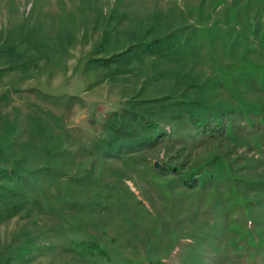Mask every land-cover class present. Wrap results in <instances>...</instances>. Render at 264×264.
Here are the masks:
<instances>
[{"label":"rangeland","instance_id":"1","mask_svg":"<svg viewBox=\"0 0 264 264\" xmlns=\"http://www.w3.org/2000/svg\"><path fill=\"white\" fill-rule=\"evenodd\" d=\"M0 169V264H264V0H0Z\"/></svg>","mask_w":264,"mask_h":264},{"label":"trees","instance_id":"2","mask_svg":"<svg viewBox=\"0 0 264 264\" xmlns=\"http://www.w3.org/2000/svg\"><path fill=\"white\" fill-rule=\"evenodd\" d=\"M134 122V120H133ZM142 124V123H141ZM130 123L127 124L124 128V130H122V132H118L117 129L120 127V125H112L113 127H115L112 130V134L113 136L111 137V139L109 140V142L106 144L105 148V152H112V151H123L122 148H127L128 143L123 142L120 138V136L123 135V137L125 139H130L133 137V134L131 132V129H129ZM141 127L147 129V125H141ZM117 136V138L115 139V137ZM119 137V138H118ZM115 139V141H114ZM120 139L119 141H116ZM108 140V139H107ZM145 140V139H144ZM143 141L141 143L136 142L135 144H144ZM148 143V142H146ZM33 175V174H31ZM192 176H196V175H192ZM26 175H24L21 171H17V170H4V169H0V181L2 183H0V190L3 191L1 198L4 199H17V200H23V192L21 190V188L19 187H23V188H28L27 186H29V182L27 180V182H25L26 180ZM33 179V178H32ZM194 181H191V184H194ZM189 184V183H188ZM193 186V185H192ZM16 187L18 189H16ZM89 250L92 251V249H95V247L93 245L88 244Z\"/></svg>","mask_w":264,"mask_h":264}]
</instances>
